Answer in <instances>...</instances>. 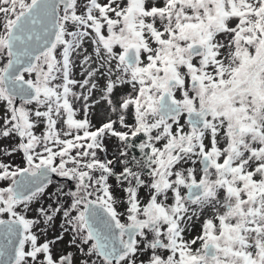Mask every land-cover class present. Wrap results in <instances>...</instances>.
Wrapping results in <instances>:
<instances>
[{"label":"snow or ice","instance_id":"obj_1","mask_svg":"<svg viewBox=\"0 0 264 264\" xmlns=\"http://www.w3.org/2000/svg\"><path fill=\"white\" fill-rule=\"evenodd\" d=\"M0 264H264V0H0Z\"/></svg>","mask_w":264,"mask_h":264}]
</instances>
